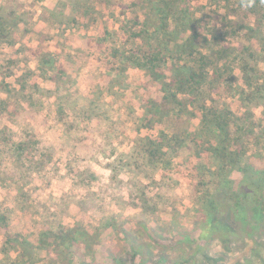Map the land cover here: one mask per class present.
I'll return each instance as SVG.
<instances>
[{
    "label": "trees",
    "instance_id": "16d2710c",
    "mask_svg": "<svg viewBox=\"0 0 264 264\" xmlns=\"http://www.w3.org/2000/svg\"><path fill=\"white\" fill-rule=\"evenodd\" d=\"M192 1L199 0H132L127 7L132 15L124 17L117 29H106L102 36L82 41L74 51L75 63L62 61L44 45L42 36L26 52L55 85L54 122L69 134L87 121L84 129L92 128L100 135L99 142L92 136L88 145L83 139H71L66 150L76 153L79 163L118 154L121 143L117 142L124 130L139 134L156 129L154 135L137 137L138 156L145 162L142 168L163 171V181L174 183L183 178L187 183L198 236L174 231L176 237L163 239L161 234L148 233L151 228L139 222L147 240L136 245L138 240L131 238L129 264H264V120L253 109L261 105L264 112V0H241L239 5L248 10L254 23L247 21L216 36L202 27L191 10ZM65 2L81 5L76 12L87 19L85 27L93 23L95 15L89 11L81 15V7L115 4V0ZM16 27L11 13L0 16V48L15 45ZM84 50L97 61L96 75H84L79 107H62L66 98L59 95L62 84L69 81V71L82 63L79 57ZM129 69L143 73L131 82L134 99L143 111L141 117L133 115L131 107H122L117 116L111 104L124 96L127 87H121V79ZM9 71L6 68V74ZM28 74L32 72L28 70ZM18 83L19 89H15L0 81V92L5 94L0 100V121L13 125L23 121L28 128L18 141L13 140L11 130L0 129V187L14 185L21 192V182L32 174L40 176L53 153L39 147L38 127L48 122L47 117L38 122L43 107L27 104L32 98L29 90L38 88H28L26 79ZM150 86L155 87L156 97ZM104 93L114 102L106 103ZM23 102L28 107H22ZM67 108L73 109L71 114ZM109 169L117 178L118 165ZM170 194L167 190L164 197L168 199ZM141 195L140 214L157 219L154 200L143 190ZM24 227V231L12 227L7 214L0 211V264H73L74 256H84L74 248L83 245L89 252L106 232L128 240L119 216L111 213L87 227L53 226L42 219H28ZM163 240L168 244L161 245ZM213 244L220 252H211ZM243 250L247 255L234 257ZM40 252L43 258L38 256Z\"/></svg>",
    "mask_w": 264,
    "mask_h": 264
},
{
    "label": "rangeland",
    "instance_id": "374dc122",
    "mask_svg": "<svg viewBox=\"0 0 264 264\" xmlns=\"http://www.w3.org/2000/svg\"><path fill=\"white\" fill-rule=\"evenodd\" d=\"M131 1L115 0V4L109 7L101 4L81 7V15L84 11L95 15L93 23L85 27L87 19L76 12L80 4L71 5L65 0H0V16L5 17L11 13L17 22L13 34L15 45L12 48L6 45L0 48V73L5 74L4 78L0 74V81L4 80L15 89H19L18 81L21 82L24 79L27 81L28 88L36 85L38 90H34L35 88L29 90L32 98L27 104L45 109V111L42 109V116L38 120L42 122L44 117H47L48 121L47 125L44 126L42 122L38 127L39 147H42L43 151L49 149V152L53 153L51 160L40 172V176L32 174L31 178H25L21 182L19 185L22 188L21 192L14 190V185L7 184L0 187V211L7 214L12 227H20L21 231L26 230L24 223L28 219L47 220L53 226L61 223L68 227L76 224L87 227L90 222L110 216L111 213L119 216L122 228L128 232V240L120 239L114 232H106L101 236L100 243L91 246L89 252H86L87 249L83 245L74 248V251L81 252L84 256H74L73 264L82 262L116 264L113 261L114 258L122 264H129L127 254L130 251L131 238L138 240L136 245L147 240L139 222H144L151 228L148 233L161 234L163 239L176 237L177 234L174 231H181L179 233L195 237L199 232L197 222H194L192 218L194 203L186 181L183 178H178L179 180L174 183L168 180L163 181L161 180L163 171L142 168L145 162L138 156L137 137L154 135L157 130H143L139 134L132 130H124L117 142V145L121 143L117 148L118 154H114L109 159L99 155L96 162L89 160L79 163L77 154L66 150L72 145L71 139L74 142L83 139V143L88 145L92 136H95L96 142H99L100 135L97 131H92V128L88 129L89 133L84 129L83 126L87 125V121L79 126L81 130H71L69 134L64 131L65 127L62 124L54 122L55 113L52 107L56 104L57 90L40 71L37 62L26 52V49L34 47L42 36L44 45L53 53H57L62 61L66 59L75 63L74 60L77 59L74 51L81 47L82 41H86L85 39L89 37L102 36L106 29H117L119 23L124 21V17L132 15V9L127 8ZM240 3L241 0H199L192 1L191 10L196 17L200 18L202 27L210 29L208 32L212 31V34L216 36L230 27L235 29L247 21L250 24L254 23L248 10L244 6L241 7ZM221 18H225L224 21L218 22L217 19ZM214 21L218 23L216 28H213ZM245 45L249 43L245 42ZM85 51H82L79 57L82 63L69 71L71 73L69 81H64L62 84L59 95L66 97L62 107H79L82 104L80 98L85 89L84 75H96L97 61L87 54L88 51ZM6 68H10L8 74H6ZM28 70L32 74H28ZM125 74V79H121V87H127L124 96L114 102L111 95L104 93V99L106 103L114 102L111 104L117 116L122 112V107H131L132 114L141 117L143 111L134 99L131 82L136 74L142 77L143 73L129 69ZM149 89L156 97L155 87L150 86ZM4 97L5 94L0 92V100ZM27 104H23L22 107H28ZM253 109L256 117H262L264 120L262 106L259 105ZM72 111L73 109L69 110V108L66 110L68 114ZM116 114L112 113L114 119ZM192 123L195 125L197 121L193 120ZM27 124L32 125L29 120ZM3 128L14 133L12 136L14 141L23 138V134L28 131L23 121L15 125L0 121V129ZM135 162L138 164L135 165ZM112 165H118L117 178L111 176L109 167ZM140 169L143 171L140 172ZM162 185L166 188L165 191L161 188ZM142 190L145 195L154 200L155 207L159 210L155 214L157 219L152 218L151 215L140 214L138 206L139 199L142 198ZM167 190L171 192L168 199L164 197ZM160 195L161 200H159ZM1 242L0 237V244ZM166 244L168 242L166 243L165 240L161 241V245ZM211 252L218 253L220 248L213 244ZM243 255H247V250H243L234 257L240 258ZM38 256L43 258V252H40ZM2 260L0 253V263Z\"/></svg>",
    "mask_w": 264,
    "mask_h": 264
}]
</instances>
